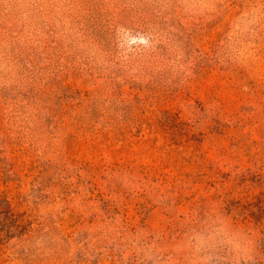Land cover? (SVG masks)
Returning <instances> with one entry per match:
<instances>
[{
	"label": "rangeland",
	"instance_id": "rangeland-1",
	"mask_svg": "<svg viewBox=\"0 0 264 264\" xmlns=\"http://www.w3.org/2000/svg\"><path fill=\"white\" fill-rule=\"evenodd\" d=\"M0 264H264V0H0Z\"/></svg>",
	"mask_w": 264,
	"mask_h": 264
}]
</instances>
